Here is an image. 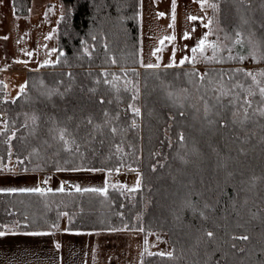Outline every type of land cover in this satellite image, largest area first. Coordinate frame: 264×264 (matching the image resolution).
<instances>
[{"label":"trees","instance_id":"obj_1","mask_svg":"<svg viewBox=\"0 0 264 264\" xmlns=\"http://www.w3.org/2000/svg\"><path fill=\"white\" fill-rule=\"evenodd\" d=\"M29 1L12 0L15 12L26 14ZM212 1L219 4L222 20L233 36L237 30L244 35L251 30L264 41V29L260 27L264 22V0ZM60 2L68 12L58 27L56 61L46 68L27 71L26 90L15 100L4 102L8 117L0 133V162L9 157V135L15 132L10 140L11 155L21 159L27 170L57 171V166L138 168L141 186L134 192L108 188L107 195L75 189L52 190L45 195L0 192V226L16 219L20 230H44L57 222L58 214L67 212L68 227L72 230L167 232L173 256L145 254L139 264H260L264 261V127H261L264 120L255 118L243 127L232 124V108L228 106L229 98L224 97L222 105H217L213 112L228 121V127L210 126L203 118L199 97L209 96L212 105L216 100L214 92L205 90L206 84H200L196 69L138 71L141 0ZM241 16L248 19L247 25L241 24ZM84 47L88 48L90 57L84 54ZM193 70L197 76L185 75ZM221 70L228 72L227 78L220 73L227 80L225 85L236 83L235 78L228 79L236 73L233 69ZM105 72L109 73V80L113 73L120 77L115 82L119 92L103 82ZM124 72L128 75L124 76ZM129 78L140 79L141 94L135 102L132 91L125 90L124 81ZM53 88L61 92L70 90L63 97L55 96L49 101L42 93ZM93 88L95 92H90ZM181 89H187V93H182L187 97L182 108L166 95L168 90L180 92ZM257 98L260 97L254 98L253 107L260 101ZM132 103L141 109L139 117L128 107ZM104 111L110 117L119 114V120L113 123L126 131L113 136L105 128L103 136L97 135L91 144H85L91 131L86 118L91 116L94 123H103ZM32 113L39 117L35 131L29 119ZM210 118L219 119L215 114ZM133 119L139 127H131ZM54 125L66 126L76 135L81 144L80 153L65 152L51 139L48 130ZM167 129L170 143L165 135ZM181 133L183 142L179 140ZM116 144H121L127 154L116 153ZM161 148L165 150L164 159L156 164V153ZM146 198L149 202L145 209ZM207 231H212L214 237L208 238ZM244 235L249 236L247 241L233 239Z\"/></svg>","mask_w":264,"mask_h":264},{"label":"rangeland","instance_id":"obj_2","mask_svg":"<svg viewBox=\"0 0 264 264\" xmlns=\"http://www.w3.org/2000/svg\"><path fill=\"white\" fill-rule=\"evenodd\" d=\"M209 3H213V1L209 0ZM140 6L141 43L140 62L136 67L138 71L145 68L142 67L141 60L144 64L159 63V68H194L199 72V75L207 74V81L203 83L207 86L204 88L205 90H212L215 96L214 89L218 87L217 82L220 80V73L224 75V78H227L228 75L227 71L224 72L221 69H242L243 71L236 72L232 76L235 78V82L243 83L245 87L250 86L252 81L251 78L244 75V72L251 71L255 74L264 69L263 60H253L248 55L249 48L246 41L248 34L244 35L245 45L243 47H232V40L235 36L231 34L232 30L223 22L220 10L214 11L207 6L201 8L199 0H176L175 23L173 27H169L170 24H173L172 0H141ZM14 12L12 0H0V130L5 129L8 117L4 110V102L15 100L22 93L21 86H25L24 91L26 90V72L46 68L56 61L58 27L61 17L68 10L60 0H30L26 14H17L16 12L14 14ZM161 12L164 13V16L158 15ZM191 15L202 19L189 20L188 17ZM209 19H212L213 23L208 40L211 42L218 41L222 45L232 47V55L235 56L239 53L247 57L245 60H227L228 52L225 50L220 54L225 57L223 62H206L198 56L195 64L187 61L183 65L179 63L185 56L191 58V48L209 31L208 28L204 27ZM185 32L189 33L188 39H184ZM49 34H51V38L46 39L45 37ZM226 34L229 37L228 39H225ZM172 35L175 36V40H165L163 45L160 44L162 38ZM256 38L260 39L257 35ZM157 48L161 50L153 55ZM53 49L56 51H53ZM173 49H175L176 66L165 67L172 61ZM28 52H31L32 55L28 56ZM206 55H212L211 48L206 49ZM157 57L160 59L157 60ZM18 61H26V63H19ZM45 61H51L52 63L45 64ZM209 70L210 72H208ZM224 78L223 82L225 84L227 80ZM209 80L212 83H209ZM135 81H139L141 94L140 79ZM225 86L228 87L229 85ZM259 99L257 98L256 101ZM205 100L210 103L209 96ZM165 135L170 143L168 129L165 130ZM9 137H12V133ZM11 151H13L12 147ZM156 154L158 156L156 164L161 163L164 159L165 150L161 148ZM20 160L11 155L5 162H0V188L42 187L56 190L60 188L61 184L64 185V189H75L77 185L82 189L104 188L107 181V189L114 188L112 185H117L115 188L128 190L136 186L138 178L141 181L140 171L132 170L138 168H124L119 169L118 172L116 170H111V172L109 170L25 171L26 168L20 163ZM46 179L48 182L44 184L43 181ZM148 202L149 200L146 198L145 209ZM63 213L67 212L57 215L55 224L59 225L58 228H53L51 224L49 228L44 230H20L16 219L11 223L2 224L0 231L7 234L0 236V264H91L93 262L96 264H133V260L135 261L136 258L135 253H137V248L134 251L133 248L138 241H140L142 247L143 253H141V256L149 252H171L168 234L165 231L144 232L140 229H118L111 230L112 233H107L105 230L95 229L72 230L68 227V213L67 215H63ZM136 217L141 218V215L139 217L136 215ZM132 230L135 233H132ZM38 231L49 234H24V232ZM74 231L93 233H87L89 235H73V233H70ZM89 237L91 241H89ZM138 237L142 241L138 240ZM145 240H147V244H145ZM57 244L60 245L59 248L56 247ZM145 248H147V251H145Z\"/></svg>","mask_w":264,"mask_h":264},{"label":"snow or ice","instance_id":"obj_3","mask_svg":"<svg viewBox=\"0 0 264 264\" xmlns=\"http://www.w3.org/2000/svg\"><path fill=\"white\" fill-rule=\"evenodd\" d=\"M200 6L201 8H204L205 6L212 8L214 11H219V4L218 3H209V0H199ZM249 7H251V5H248ZM175 10H176V0H172V21L173 24H170L169 27H173L174 23H175ZM31 11V10H29ZM15 14V12H14ZM159 16H164V13L161 12L158 14ZM61 19H63V16L61 17ZM189 20L195 21L197 19H202L199 18L197 16L191 15L188 17ZM241 24L242 25H247L249 23L248 19L245 18L244 16H241ZM213 23L212 19H209L207 24H204L205 28H208L209 31L206 32L204 34V37L201 38L199 40V42L193 47L191 48V58H189L188 56H185L184 58H182L180 60V64L183 65L186 61L190 62L192 64H195L197 62V57H202L206 62H223L225 57H223L222 55H220L223 51L227 50L228 52V56L226 57L227 60H239V61H243L245 60L247 57L244 55H241L239 53H237V55H232V47H236V46H241L243 47L245 45V37L242 31L237 30L235 32V38L232 40V47H227L225 45L220 44L218 41L217 42H211L208 40V36L211 34V25ZM260 27L262 29H264V22H262L260 24ZM194 31V29H193ZM46 39H50L51 38V34H49V36L45 37ZM189 38V33L185 32L184 33V39H188ZM229 37L225 36V39H228ZM5 39H7V37H5ZM93 39H95V37H93ZM168 40V41H173L175 40V36H166L164 38H162L160 40V44L163 45L164 41ZM246 41H247V45L249 48V52L248 55L251 56V58L253 60H264V41L257 39L256 38V34L254 31H249L247 37H246ZM82 44L84 43L83 41L81 42ZM107 47V45H105V48ZM207 48H211L212 49V55L208 56L206 55V49ZM161 49L157 48L154 52L153 55L156 54V52H159ZM53 51H56L55 49H53ZM84 54L88 55L89 57L91 56V53L89 52L87 47H84L83 49ZM28 56H31L32 53L28 52L27 53ZM61 55H63V53H61ZM160 58L157 57V60H159ZM19 63H26V61H18ZM51 61H45V64H51ZM112 63H115V60H112ZM141 65L142 67H145L147 69H156L160 67L159 63L156 64H152V63H148V64H144L143 61L141 60ZM176 66V60H175V49H173V53H172V61L170 64L166 65L165 67H174ZM235 72H241L243 71L242 69H235ZM133 72L135 73V70H133ZM124 76H127L128 73L124 72L123 73ZM137 76L139 75V73H135ZM69 77L71 78V73L68 74ZM109 73L105 72L104 73V83L105 84H110L112 85L114 88H116V91L119 92L120 89L118 87H116L115 82L118 81L120 79V77L116 76L114 73L111 74L112 75V79L109 80L107 79ZM186 76L188 77H194L197 76V73L195 72V70H193L192 72H187L185 73ZM207 74H202L199 75V82L202 85L204 80H205V76ZM244 75L246 77L251 78V85L248 87H245L243 83L240 82H236L234 84H232L231 87H226L224 82H223V75H221L220 80L217 82L218 83V87L214 89V91L216 92L215 95V100H216V104L212 105L209 103L208 100H205L203 96L199 97L200 101L203 104V118L204 120H206L207 124L210 126L213 125H218L219 127L222 128H226L228 127V121L224 120L222 116H220V114L214 113L213 109L217 106V105H222V98L224 97H228V106H231L232 108V112H231V123L232 124H239L240 126H244L249 120H253L255 118H259L260 120H264V69L260 70L257 73H253L251 71L248 72H244ZM234 77L233 76H229L228 79L232 80ZM190 83L192 82L191 80L189 81ZM97 84L100 83L99 80L96 81ZM209 83H212L211 80H209ZM125 84V90H131L133 95H132V100L133 102L137 101L139 99L140 96V87H139V81H132V80H125L124 81ZM130 86V87H129ZM24 87L25 86H21V92L24 91ZM70 89H65L64 92H61L59 90V88H53L48 90L45 93H42V95H44L49 101H51L53 99V97L55 96H60L63 97ZM235 90H239V91H235ZM90 92H95V89H89ZM182 93H187V89H181L180 92H175L172 90H168L166 92V95L168 97V99L172 100L174 103H178L179 106L182 108L183 105V100L186 99L187 97L182 95ZM243 93V94H242ZM260 97V101L257 104L256 107H253L254 104V98L256 96ZM103 99H101L100 103H103ZM128 107L132 110V112L134 113V115L136 117H139L141 115V109L137 106H135V103L129 104ZM251 110V112H250ZM217 115L219 117V119H211L210 117L212 115ZM27 116V114H25ZM104 115V121L103 123H94L93 118L91 116L87 117L85 120V123L90 126L91 131L87 134V139L85 140V144H91L97 137V135L99 136H103L105 134V128H107L108 132L113 135L116 136L117 134L123 133L126 131V129H119L116 124L113 123V120H119V114H117L115 117H110V114L107 111H104L103 113ZM180 115L183 116L184 113L180 112ZM31 121H32V125H33V131H35L38 127H39V117L36 114H32L30 117ZM25 127H27V122L25 124ZM131 127L132 128H137L139 127V125L137 124L136 120L133 119L131 122ZM261 127H264V125H262ZM79 128V125H77V129ZM0 131H4V130H0ZM49 134L51 136V139L53 141H55L56 143H58L61 146V149L65 152L68 153H80V149H81V144L78 142L76 135L69 131V129L66 126H59V125H54L53 127L49 128ZM15 136V132H12V137ZM12 137H9V157L11 156V146H10V140ZM179 140L181 142L184 141V135L183 133H181L179 135ZM47 143V141H46ZM101 143H103V141L101 140ZM115 150L116 153L120 154H127L124 153V149L122 147L121 144H116L115 145ZM34 151L38 152V150L34 149ZM180 159L184 162L187 163V160L184 159V157H180ZM22 163V162H21ZM65 163L67 164L68 161H65ZM156 169V165H153V171H155ZM58 172H62V171H102L103 169H95V168H88V169H84L82 167H72V168H66V167H60L57 166L56 169ZM133 171H139L138 169H132ZM25 171H27V169H25ZM116 171H119V168L116 169ZM109 172H111V169H109ZM47 179L43 181L44 184H47ZM140 179H137L136 182V186L132 189H128V191L130 192H134L137 189L140 188ZM107 181L105 182V187L104 188H81L80 186H75V191L76 192H94V193H101L104 195H107ZM112 187H117V185H112ZM121 187H126V186H121ZM56 191L58 192H63L64 191V185L61 184L60 188L56 189ZM0 192H4V193H37L40 195H45L46 192H52L51 188L45 189L42 187H21V188H16V187H11V188H0ZM245 203H247V201H245ZM63 215H67V213H63ZM200 215L203 217L204 213L201 212ZM53 228H58L59 225L58 224H54L52 225ZM127 227V226H125ZM113 230H117V229H113ZM141 231H143V229H140ZM7 233L4 231H0V236H4ZM29 235H47L49 233H41V232H33V233H28ZM205 235L208 238H213L214 237V233L212 231H207L205 233ZM233 239H240V240H244L247 241L249 239V236L244 235L241 237H233ZM145 244H147V240H145ZM57 248L60 247L59 244L56 245ZM233 248H235V244L232 245ZM145 251H147V248H145ZM241 251H243V249H241ZM262 252H264V249H262ZM148 255H157V253H151L149 252ZM158 255L160 256H168V257H172L173 256V252H160L158 253ZM260 264H264V261H261Z\"/></svg>","mask_w":264,"mask_h":264},{"label":"crops","instance_id":"obj_4","mask_svg":"<svg viewBox=\"0 0 264 264\" xmlns=\"http://www.w3.org/2000/svg\"><path fill=\"white\" fill-rule=\"evenodd\" d=\"M107 233H109L111 230H105ZM114 231V230H113ZM133 231V230H132ZM131 231V232H132ZM38 232H41V233H45V232H43V231H38ZM18 233H20V232H18ZM17 233V234H18ZM21 233H23V232H21ZM27 233H33V232H24V234L25 235H27ZM70 233H73V235H80V234H87V233H93V232H86V231H74V232H70ZM110 233H112V232H110ZM132 233H135L134 231L132 232ZM138 234V233H137ZM87 235H89V234H87ZM139 236V235H138ZM141 240L142 241V239L141 238H139L138 237V240ZM137 240V238L135 239V241ZM89 241H91V238L89 237ZM96 241V240H95ZM103 243H104V241H103ZM106 243V242H105ZM94 244V243H93ZM107 244V243H106ZM95 245V244H94ZM129 248L131 249V247L129 246ZM137 248V253H135L136 254V258H135V261L133 260V264H139V260H140V258H141V253H143L142 252V247H141V243H140V241H138L136 244H135V246H134V248H133V251L135 250ZM98 251H100V250H98ZM102 251V250H101ZM93 253V252H92ZM93 255V254H92ZM131 257H132V255H131ZM123 259H124V257H123ZM85 262H86V260H85ZM91 264H96L95 262H93V263H91Z\"/></svg>","mask_w":264,"mask_h":264}]
</instances>
